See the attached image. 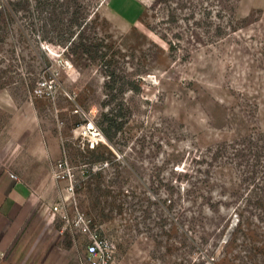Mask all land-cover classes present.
I'll return each mask as SVG.
<instances>
[{
    "label": "rangeland",
    "instance_id": "obj_1",
    "mask_svg": "<svg viewBox=\"0 0 264 264\" xmlns=\"http://www.w3.org/2000/svg\"><path fill=\"white\" fill-rule=\"evenodd\" d=\"M0 154L54 264H264V0H0Z\"/></svg>",
    "mask_w": 264,
    "mask_h": 264
},
{
    "label": "crops",
    "instance_id": "obj_2",
    "mask_svg": "<svg viewBox=\"0 0 264 264\" xmlns=\"http://www.w3.org/2000/svg\"><path fill=\"white\" fill-rule=\"evenodd\" d=\"M10 173L0 154V264H54L51 251L34 239L37 230L27 223L33 198ZM45 209H38L37 215H47Z\"/></svg>",
    "mask_w": 264,
    "mask_h": 264
},
{
    "label": "built area",
    "instance_id": "obj_3",
    "mask_svg": "<svg viewBox=\"0 0 264 264\" xmlns=\"http://www.w3.org/2000/svg\"><path fill=\"white\" fill-rule=\"evenodd\" d=\"M79 128L81 129V135L84 139V143L90 147L95 148L100 144H107V137L104 133L103 128L96 122L95 117L87 114L84 120L81 122ZM95 165H101L94 163ZM66 161L59 160L57 162V167L61 169L62 176H67L69 173L66 170ZM12 177H16L15 174L10 173ZM68 179V176H67ZM69 188H73V182L69 180ZM64 198L55 202L51 208L52 214H57L63 212ZM111 243L104 237L97 236L93 233L89 234V240L85 244L83 250V264H111L110 254H111Z\"/></svg>",
    "mask_w": 264,
    "mask_h": 264
},
{
    "label": "trees",
    "instance_id": "obj_4",
    "mask_svg": "<svg viewBox=\"0 0 264 264\" xmlns=\"http://www.w3.org/2000/svg\"><path fill=\"white\" fill-rule=\"evenodd\" d=\"M103 130H104V133H105V135L107 136V137H109V131H108V127H105V128H103Z\"/></svg>",
    "mask_w": 264,
    "mask_h": 264
}]
</instances>
